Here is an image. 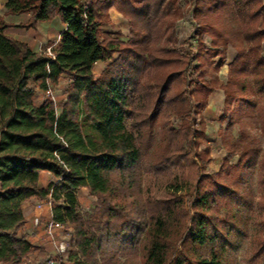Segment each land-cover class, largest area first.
<instances>
[{"label":"trees","instance_id":"obj_1","mask_svg":"<svg viewBox=\"0 0 264 264\" xmlns=\"http://www.w3.org/2000/svg\"><path fill=\"white\" fill-rule=\"evenodd\" d=\"M182 1L193 15L197 53L188 42L191 32L175 48L157 45L169 31L168 43L176 41L175 0H5V15L30 14L27 27L58 18L65 30L48 58L12 38L18 28L0 17V264H28L33 246L20 232L31 199H48L50 222L68 235L56 264H219L230 207L259 153L247 131L254 119L240 116L239 103L249 95V79L264 91V0ZM111 8L128 22L125 42L102 32ZM203 35L210 41L205 51ZM230 51L226 82L219 84L222 122L228 114L220 136L226 167L209 175L201 117L214 89L205 76ZM114 54L118 58L95 77L93 66ZM190 76L194 88L187 93ZM61 80L58 107L49 98L37 101ZM172 119L178 128L169 129ZM155 120L162 138L143 171L140 145ZM42 174L52 180L45 188ZM262 175L264 165V183ZM80 190L96 199L87 220ZM209 218L218 223L213 234ZM261 238L264 233L255 237L250 264H264ZM187 239L209 247L210 260H188Z\"/></svg>","mask_w":264,"mask_h":264},{"label":"rangeland","instance_id":"obj_2","mask_svg":"<svg viewBox=\"0 0 264 264\" xmlns=\"http://www.w3.org/2000/svg\"><path fill=\"white\" fill-rule=\"evenodd\" d=\"M80 1L87 4L90 0ZM175 3L176 16L172 26L173 32L176 35V41L168 43L169 31L158 38L157 45L167 49L175 48V43H183L184 41L182 38L191 32L188 42H190L189 44H191L192 50L197 53L199 44L197 38L194 37L196 29L194 27L192 12L189 13L187 11L188 7L184 5L182 0H175ZM0 17L10 26L18 28V31L11 35L12 38L18 41L31 42L26 36L29 32L31 33V31H33L39 38H44L45 41L32 47V49H36L38 54L44 56H48V51L53 50L56 41L55 34L58 32L56 22H42L41 24H36L34 27H27L30 14L21 15L19 17L7 16L5 15L4 6L1 3ZM102 32L125 42L129 38L128 22L123 16L120 17L115 14L113 10H110V16L108 14V17L102 21ZM181 40L183 42H181ZM200 40L203 42V50H207L210 43L208 37L203 35L200 37ZM232 54H234V52L230 51L228 59L224 61L223 65L219 69L208 72L205 76V80L211 83L214 89L208 97L207 105L201 117V120L204 122V130L200 149H207L210 163L204 171L209 175H215L219 171L225 170L226 167L224 162L226 153L223 150L220 136L226 127L228 114H225V118L227 119L222 122L224 95L219 84H225L226 82L228 64L232 58ZM117 58L118 55L114 54L108 61L101 62L102 68L105 69ZM218 60L217 58L213 59L212 68L216 66ZM199 62L200 56L193 59L191 70L195 71L194 69L199 65ZM191 76L188 77L186 82L185 89L187 93L194 88L191 82ZM247 87L249 89V95L240 100L239 114L240 116H247L254 119V123L248 125L247 131L254 140L255 146L259 149V153L257 160L255 159L249 162L247 171L241 177L244 183L241 188L243 192L241 198L234 201L230 207L229 224L227 226L229 235L222 242V257L219 264H250L251 257L258 247V241L256 242V247L254 246L255 237L264 233V231H262L264 230L262 229L264 228V183L259 181V172L262 169V165H264V161H262V158H264V91L260 90L257 85H254L250 79ZM63 88L64 82H61L57 87H51L49 94L38 93L37 101L40 102L49 98L58 107L60 105L59 97L62 95ZM191 99L193 100L194 96L191 95ZM126 123L127 125L129 124L128 114ZM178 125L179 121L172 119L169 129H176ZM160 128V121L155 120L152 129L145 133L144 140L141 142L142 163L140 168H142L143 171H145L144 169L148 163L147 161H150L158 150L162 138V131ZM199 128L201 127H197V130ZM232 135L234 139L239 137L237 127L233 129ZM143 179L145 180V177H143ZM219 181L223 184L225 182L223 179H219ZM45 184L46 181L44 185ZM209 186L210 183L208 182L204 185V188L206 189ZM141 188H144V184ZM77 196L79 199L80 214L83 219L87 220L92 214L96 199L91 197L86 190H80ZM41 204L42 203L38 201L37 204H34L30 209L26 210L25 217L35 210L39 211L41 209L40 207H42ZM219 214L225 217L224 211H219ZM217 224L214 218H209L207 222L209 233L213 234L217 231ZM48 225L49 222L45 219L39 222L37 227L28 224L21 230L20 234L29 237V241L33 246V252L28 258V264H50L51 261L53 262L57 258L58 253L63 252L65 248L64 244L68 240V235L64 230L60 229V227L48 229ZM261 240L264 241V238H261ZM253 247L255 248L253 249ZM184 256L192 262H194L197 257L203 260H210L209 247L193 246L190 244L189 239H187ZM53 264L56 263L53 262Z\"/></svg>","mask_w":264,"mask_h":264},{"label":"crops","instance_id":"obj_3","mask_svg":"<svg viewBox=\"0 0 264 264\" xmlns=\"http://www.w3.org/2000/svg\"><path fill=\"white\" fill-rule=\"evenodd\" d=\"M99 1H101V0H99ZM0 3L4 6L5 0H0ZM89 3H90V1L87 4H84V3H82V4L89 5ZM110 10H113V12L115 14L119 15L120 17H122L121 14L115 8H111ZM110 10L108 11L109 16H110ZM19 16H21V15H16L14 17H19ZM48 22H50V23L51 22H56V25H57V28H58V32H56V34H55V36H56L55 37L56 38L55 45L53 47V49H55V48H57V46L59 44V35L61 33H63L64 30H65V25H63L62 23H60V21L58 20V18H55L52 21H48ZM26 37L31 42H25V41H20V42H22L25 45H27V47L32 52L37 53L38 51L36 49L35 50L32 49V47L36 46L37 44L43 43L45 41V39L44 38H41V37L39 38V36H37L35 33H33V31H31V33L29 32ZM48 39H49V37H48ZM101 65H102L101 62H98V63H96L93 66L92 72L95 75V77H98L102 73V71L104 70V68H102ZM61 82L63 83L64 80H61ZM59 98H60V100H59L60 102H62L63 99H64L63 95H61V97H59ZM45 181H46V184L44 185ZM51 181H52L51 180V177L48 174H42V176L40 177V185L42 187H44V188L47 187L51 183ZM38 201L39 200H37V199H31L29 202H27L26 204H24V209L25 210L30 209L34 204H37ZM40 202L42 203L41 204L42 207H40L41 209L39 211H36L35 210L33 213H30L28 216L25 217L26 223H25L24 227L27 226L28 224H31V226L37 227L38 224H39V222H42L45 219H47L48 222H50L51 212H50V206L48 205V202L49 201H48V199H46V200H42ZM78 202H79V199H78ZM25 237L29 241V237H27V236H25Z\"/></svg>","mask_w":264,"mask_h":264},{"label":"built area","instance_id":"obj_4","mask_svg":"<svg viewBox=\"0 0 264 264\" xmlns=\"http://www.w3.org/2000/svg\"><path fill=\"white\" fill-rule=\"evenodd\" d=\"M48 58H53V54L52 51H48V56H46ZM50 92L46 93L49 94ZM48 205L50 206V202H48ZM54 227H58V225L53 224L52 222H49V225L47 226L48 229H52ZM50 264H53L52 262Z\"/></svg>","mask_w":264,"mask_h":264}]
</instances>
